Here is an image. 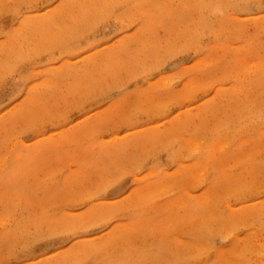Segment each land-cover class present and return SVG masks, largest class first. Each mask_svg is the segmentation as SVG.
<instances>
[{
    "label": "rangeland",
    "instance_id": "374dc122",
    "mask_svg": "<svg viewBox=\"0 0 264 264\" xmlns=\"http://www.w3.org/2000/svg\"><path fill=\"white\" fill-rule=\"evenodd\" d=\"M0 264H264V0H0Z\"/></svg>",
    "mask_w": 264,
    "mask_h": 264
}]
</instances>
